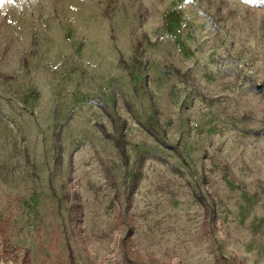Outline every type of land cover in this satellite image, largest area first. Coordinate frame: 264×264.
Here are the masks:
<instances>
[{
	"label": "rangeland",
	"instance_id": "rangeland-1",
	"mask_svg": "<svg viewBox=\"0 0 264 264\" xmlns=\"http://www.w3.org/2000/svg\"><path fill=\"white\" fill-rule=\"evenodd\" d=\"M264 264V0H0V264Z\"/></svg>",
	"mask_w": 264,
	"mask_h": 264
},
{
	"label": "trees",
	"instance_id": "trees-1",
	"mask_svg": "<svg viewBox=\"0 0 264 264\" xmlns=\"http://www.w3.org/2000/svg\"><path fill=\"white\" fill-rule=\"evenodd\" d=\"M68 255H69V264H75L73 257L71 256L70 250H68Z\"/></svg>",
	"mask_w": 264,
	"mask_h": 264
}]
</instances>
